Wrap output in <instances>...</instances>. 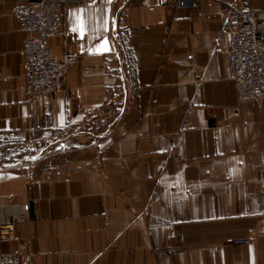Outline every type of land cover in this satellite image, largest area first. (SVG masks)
Masks as SVG:
<instances>
[{
  "label": "crops",
  "instance_id": "0c3cea01",
  "mask_svg": "<svg viewBox=\"0 0 264 264\" xmlns=\"http://www.w3.org/2000/svg\"><path fill=\"white\" fill-rule=\"evenodd\" d=\"M224 5L264 20V0H70L47 44L84 56L31 97L28 33L0 0V133L26 136L0 157V223L30 206L0 252L36 264H264V103L237 98Z\"/></svg>",
  "mask_w": 264,
  "mask_h": 264
},
{
  "label": "built area",
  "instance_id": "2783aa9c",
  "mask_svg": "<svg viewBox=\"0 0 264 264\" xmlns=\"http://www.w3.org/2000/svg\"><path fill=\"white\" fill-rule=\"evenodd\" d=\"M14 15L21 29L28 33L23 53L26 81L31 97L55 91L58 81L71 65L83 58V53L65 51L62 57L53 55L47 41L63 32L64 8L70 0H13ZM159 6L171 9L195 8L197 0H158ZM224 30L230 35L229 62L236 86L237 98L264 103V20L247 7L224 5ZM197 75L196 79H200ZM235 115L240 109L234 108ZM26 136L5 135L0 140H25ZM30 206L24 204L14 213V221L0 223V242L11 241L16 235V221H22ZM251 237H239L233 243L249 244ZM0 264H36L29 251L21 253L0 252Z\"/></svg>",
  "mask_w": 264,
  "mask_h": 264
},
{
  "label": "rangeland",
  "instance_id": "374dc122",
  "mask_svg": "<svg viewBox=\"0 0 264 264\" xmlns=\"http://www.w3.org/2000/svg\"><path fill=\"white\" fill-rule=\"evenodd\" d=\"M20 143V142H19ZM18 141H14V140H0V157L4 156L5 153H7L8 151H12V149H19V150H23L22 148H18L20 147ZM3 154V155H2ZM15 158L12 157V154H10V157L8 158V161H14Z\"/></svg>",
  "mask_w": 264,
  "mask_h": 264
},
{
  "label": "snow or ice",
  "instance_id": "6c2138e0",
  "mask_svg": "<svg viewBox=\"0 0 264 264\" xmlns=\"http://www.w3.org/2000/svg\"><path fill=\"white\" fill-rule=\"evenodd\" d=\"M102 47H103V51H105V52H107L109 50L107 47H104L103 45H102Z\"/></svg>",
  "mask_w": 264,
  "mask_h": 264
}]
</instances>
